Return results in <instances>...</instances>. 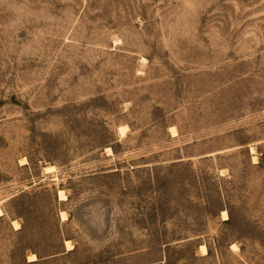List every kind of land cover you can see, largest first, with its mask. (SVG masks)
<instances>
[{
	"label": "rangeland",
	"instance_id": "1",
	"mask_svg": "<svg viewBox=\"0 0 264 264\" xmlns=\"http://www.w3.org/2000/svg\"><path fill=\"white\" fill-rule=\"evenodd\" d=\"M0 206V264H264V0H0Z\"/></svg>",
	"mask_w": 264,
	"mask_h": 264
},
{
	"label": "bare ground",
	"instance_id": "2",
	"mask_svg": "<svg viewBox=\"0 0 264 264\" xmlns=\"http://www.w3.org/2000/svg\"><path fill=\"white\" fill-rule=\"evenodd\" d=\"M119 128V127H118ZM170 129V128H169ZM119 130V129H118ZM119 132H121V134H125V128H124V126H120V131ZM172 132L173 133H175L176 131H175V129L174 128H172ZM171 133V132H170ZM172 133V134H173ZM126 135V134H125ZM174 135V134H173ZM176 135V134H175ZM249 149H250V153H252V159L254 160V162H255V160H258V159H256V155L254 154V152H255V147L254 146H250L249 147ZM105 151H107L108 153H111V148L110 147H105ZM111 155V154H110ZM26 162V161H25ZM23 163V162H22ZM27 163V162H26ZM52 166L53 165H46V166H44V171H50L51 169H52ZM58 198L59 199H66V195L62 192V190L61 189H59V191H58ZM1 214H3V211H2V209H1V206H0V215ZM60 217L62 218V219H66L67 218V215H66V213H65V211H60ZM221 217L223 218V219H226V218H228V214H227V212L225 211V210H223V211H221ZM12 223L15 225V227H20L19 226V224H18V222L16 221V220H12ZM13 225V226H14ZM14 227V228H15ZM65 246L67 247V249H70V248H72L73 247V245L71 244V242H70V240H65ZM231 247L234 249V250H236V249H238V246L236 245V244H232L231 245ZM200 251H201V253L202 254H204V253H206L207 252V248H206V246L205 245H200ZM35 259H37V257H36V255L34 254V253H30L29 255H28V260H35Z\"/></svg>",
	"mask_w": 264,
	"mask_h": 264
},
{
	"label": "crops",
	"instance_id": "3",
	"mask_svg": "<svg viewBox=\"0 0 264 264\" xmlns=\"http://www.w3.org/2000/svg\"><path fill=\"white\" fill-rule=\"evenodd\" d=\"M65 240H69V239H65Z\"/></svg>",
	"mask_w": 264,
	"mask_h": 264
}]
</instances>
